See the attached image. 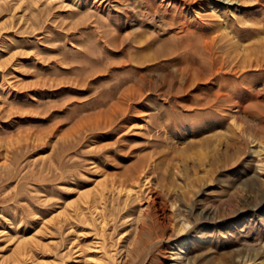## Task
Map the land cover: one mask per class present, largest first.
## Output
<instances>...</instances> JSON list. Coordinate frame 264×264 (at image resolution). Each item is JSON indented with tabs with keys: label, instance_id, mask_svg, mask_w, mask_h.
I'll return each instance as SVG.
<instances>
[{
	"label": "rangeland",
	"instance_id": "rangeland-1",
	"mask_svg": "<svg viewBox=\"0 0 264 264\" xmlns=\"http://www.w3.org/2000/svg\"><path fill=\"white\" fill-rule=\"evenodd\" d=\"M264 0H0V264H264Z\"/></svg>",
	"mask_w": 264,
	"mask_h": 264
},
{
	"label": "bare ground",
	"instance_id": "bare-ground-1",
	"mask_svg": "<svg viewBox=\"0 0 264 264\" xmlns=\"http://www.w3.org/2000/svg\"><path fill=\"white\" fill-rule=\"evenodd\" d=\"M259 169L261 170L262 173H264V162H262V164H260V168Z\"/></svg>",
	"mask_w": 264,
	"mask_h": 264
}]
</instances>
